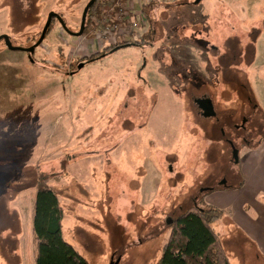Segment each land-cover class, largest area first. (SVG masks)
Segmentation results:
<instances>
[{"label": "rangeland", "instance_id": "1", "mask_svg": "<svg viewBox=\"0 0 264 264\" xmlns=\"http://www.w3.org/2000/svg\"><path fill=\"white\" fill-rule=\"evenodd\" d=\"M89 1L0 0V36H8L13 46L29 48L39 39L50 13L58 14L70 33H77ZM124 2L127 15L117 20L113 0H100L98 14L92 22L86 17L79 37L69 35L54 21L35 49L33 62L27 53L9 51L0 42V168L7 178L5 207H12L22 188L33 190L34 178H52L50 186L64 204L63 237L90 264H110L117 259L119 264H157L170 233L167 220L194 206L195 200L197 204L204 194L199 189L210 175L215 176L216 189L222 176L227 177V186L237 185L242 179L240 160L264 139L262 76L254 86L262 109L257 104L256 110H251L253 101L243 114L224 123L219 115L224 86L216 76V59L208 47L202 49L195 43L206 40L209 46L211 42L204 38L207 31H194L191 41L189 34L186 38L182 31H175L190 20L185 11L169 10L159 19L151 14V3L141 13L140 0ZM218 23L217 34L224 30L223 22ZM219 44L218 48H223V41ZM188 45L196 50L185 48ZM114 46L118 48L107 51ZM151 61L168 77L176 101L184 102L188 113L183 114L179 130L172 122L177 116L170 110L166 94L159 92L157 97L146 82ZM186 91L190 96L186 97ZM202 95L211 98L219 122L201 116L195 98ZM150 119L152 129L148 128ZM224 139L232 141L237 162ZM219 140L224 142L219 144ZM95 141L103 142L102 148L94 147ZM139 150L142 159L151 157L161 163L166 186L160 190L157 180L147 177L146 183L158 186L154 197L132 189V179L143 170L128 158ZM111 151L120 156L118 169L109 163ZM96 155L104 157L100 176ZM260 161L264 162V150L257 156V163ZM31 193L27 195L22 235L18 216L15 230L6 231L7 239L16 241L17 257L2 254L0 264H34ZM70 202L81 205L77 210L82 217L71 210ZM87 210H95L96 216ZM213 228L231 264H264L252 246L236 243L240 231L232 217L222 218ZM81 230L103 232L101 255L99 250L93 251L94 238L85 241Z\"/></svg>", "mask_w": 264, "mask_h": 264}, {"label": "crops", "instance_id": "2", "mask_svg": "<svg viewBox=\"0 0 264 264\" xmlns=\"http://www.w3.org/2000/svg\"><path fill=\"white\" fill-rule=\"evenodd\" d=\"M140 2L141 6H143V8L140 10L141 13H144L147 8H150L149 4L151 3L152 6L150 8V12L152 15H158L159 19L160 17L162 18L163 14L169 10L185 11L190 20L182 24L183 26H179L175 29L177 33L178 31H182L184 34L182 37L190 38V34L193 33L194 35V31H198L197 33L199 34H203V32L200 31H207V34L204 35V38L206 37L208 42H211L208 46L209 53L214 59H216V76L217 79H219V83L224 86L220 96L222 100L221 106H223V111L221 112L222 114L219 112V115L220 117L222 116L224 123L227 121L229 123V120H232L231 118L234 115H241L249 108L248 105L252 103L247 101L248 98H251L252 102L254 101V105L252 106L251 110H256L257 104L262 109L263 105L255 94L254 86L256 85L255 82L261 81L259 80V77L262 76L264 78V0H255L254 2L253 0H245L243 2L242 0H140ZM255 5H259V7H256ZM138 6L139 5H137V7ZM255 7L257 8V12L254 14L252 11ZM239 10H242L243 12L239 13ZM218 20L223 22L222 27L224 30L218 32L217 34L216 31L219 27ZM160 31H163L161 27ZM187 34H189L190 37L187 36ZM198 36L201 37L200 35ZM241 36H245V40H241ZM190 40L192 41V37ZM219 41H223V48L221 49L218 48L220 45ZM188 47H190V49L196 50L195 46L193 47L188 45L185 48ZM162 62L163 61L160 63ZM165 66H168V64ZM148 68H150V70L146 82L150 88L154 89L157 97L159 92L166 94L170 104V110L174 109V112L177 116L172 122L174 123L175 130H179L183 123V114L188 113L186 111L184 102L176 101L177 96L176 94H173L170 89L168 77H165L160 72L158 66L154 62L151 61ZM251 77H254L257 80L254 81V79H251ZM197 84L198 82L196 81V88H198ZM148 93L153 94L151 92ZM188 94L189 93L186 91V97L190 96ZM203 96L204 95L198 98ZM233 97H235V101L233 100ZM198 98L195 99L197 100ZM209 102L214 108L215 113L218 114L210 97ZM201 116L206 119L211 118L205 117L202 114ZM244 120L245 119L243 118V124L245 123ZM149 127L150 129L153 128L151 119L148 124V128ZM221 132H223V130H221ZM222 135L224 134L222 133ZM155 139H157V137ZM166 140H164V142ZM224 140H219L218 143L222 144ZM94 145V147L100 146V148H102L103 142L95 141ZM143 147L151 152L150 147H146V145H143ZM145 149L141 151L144 152ZM262 150H264V139L258 145L254 146L252 151H249V155H247L246 158L240 160V173L242 178L241 187L230 188L226 190H223L222 188L216 189L215 191L208 193L204 200L207 205L221 210L224 215L223 218L232 217L238 227V230L240 231V240L236 243L240 245L248 244L252 246V248L255 250V253L257 254V258H264V162L260 161L257 163V156ZM141 151L136 152V156H131L128 158V161H130L132 165H135L137 168L140 167L143 170V173L138 176L137 179H132L134 182L132 189H135L137 193L154 197V195H157L158 186L159 189L161 187L160 190L166 186L165 183H162L163 176L161 172V163L158 160L156 162L151 157H147L148 159H142V155L140 154L142 153ZM113 154L114 152L112 151L108 153L109 163L111 166L118 169L120 156L116 157L113 156ZM95 158L99 159L100 164L98 162H95V164L98 169L97 174L100 176L103 174L101 169L104 162V157L102 155H96ZM251 158H253V162H251ZM86 159H91V157ZM144 163H146V166ZM117 169H115L116 173L118 172ZM110 174V178H112L113 173ZM201 175H199L197 179L200 178ZM69 176L75 178L74 174H69ZM148 176L157 180V187L151 186L150 183H146L149 182L147 178ZM31 191L33 192L31 193ZM27 192H30L32 195V208L29 217L30 230L32 234L31 225L36 191L34 189L26 191L22 188L17 194L15 202L11 203L12 207L9 205L7 209L6 206L8 212L15 211L16 216H18L21 235L27 214V195L30 194ZM60 198V195H58L60 205L64 209V204L61 202ZM90 201H93L91 197ZM69 204H73V206L70 205V208L71 210H74L78 216L80 213L77 209H80L79 207H81V205L72 202ZM82 208L88 209L84 206H82ZM104 209L107 210L105 213L109 212L107 207ZM85 212L89 213V215H95L96 211L92 210V212H90L87 210ZM100 212L101 211H98V215L103 216L104 214ZM81 215H79V217H82ZM68 219H70V217H67L66 220ZM73 223H75V221ZM74 229L76 231L77 227H73V230ZM90 231L91 230H81V232L84 234V237H86V239L84 238L85 241H88V238L90 241L92 240L91 237L94 238L93 243L95 244V248L93 251L96 252V250H99L101 255L102 249L104 248L103 245H105L103 239L101 238V234L103 232ZM86 247V252L90 253L91 248L88 244H86ZM90 257L91 254L89 258ZM91 259H94L93 256Z\"/></svg>", "mask_w": 264, "mask_h": 264}, {"label": "trees", "instance_id": "3", "mask_svg": "<svg viewBox=\"0 0 264 264\" xmlns=\"http://www.w3.org/2000/svg\"><path fill=\"white\" fill-rule=\"evenodd\" d=\"M99 2L97 0L89 10L88 22H92L98 14L96 7ZM195 43L202 49L208 47L202 40ZM117 48L118 46H114L107 51ZM247 101L252 103L251 98ZM214 178L213 175L208 177ZM51 181L52 178L49 177H36L31 185L36 191L31 225L35 241L34 264H90L63 237L64 211L57 193L50 186ZM215 186L209 193L216 190ZM241 186L242 180L235 186L221 185L219 188L226 190ZM207 194L202 195L197 204L195 200L194 206L174 219L167 220L170 233L157 264H231L223 243L213 228V224L224 215L218 208L204 202Z\"/></svg>", "mask_w": 264, "mask_h": 264}, {"label": "flooded vegetation", "instance_id": "4", "mask_svg": "<svg viewBox=\"0 0 264 264\" xmlns=\"http://www.w3.org/2000/svg\"><path fill=\"white\" fill-rule=\"evenodd\" d=\"M54 21H57V20L53 19L51 22V25ZM22 48H25V47H22ZM208 101H209V98H207L205 95L203 97L195 100V104H196L197 108L200 109V113L202 115H204L203 108H205L207 106ZM210 108H211L210 109L211 114L208 117L215 118L216 121L219 122V119H217V114L215 113V110L212 107V105H210ZM221 133H223V132H221ZM225 142L228 144V146L232 150L233 159L235 160V162H237V160H236L237 159V151H236L232 141L227 139V140H225ZM6 179L7 178H6L5 172L1 171V168H0V256L2 254H5V255L10 256V257H17L16 241L12 238L7 239V236H6V231L10 230L11 232H13L15 230V220H17V216H16L15 211H9L8 212L6 207H5V198H6L5 189L7 187ZM207 180L208 181H206V183L204 184V187H201L199 189V193L206 194V193H209V190L214 188L215 184L212 182V179H207ZM226 183H227V177L222 176L221 179L219 180V182L217 183V185H219V186L223 185L224 186V185H226ZM1 188H3V191H1ZM0 259H1V257H0Z\"/></svg>", "mask_w": 264, "mask_h": 264}, {"label": "water", "instance_id": "5", "mask_svg": "<svg viewBox=\"0 0 264 264\" xmlns=\"http://www.w3.org/2000/svg\"><path fill=\"white\" fill-rule=\"evenodd\" d=\"M96 1H97V0H90V1L86 4L85 8L83 9L82 16H81V23H80L79 31H78L77 33H70V32L66 29V27H65V25H64V23H63L61 17H60L58 14H56V13H50V14L48 15V17H47L46 23H45V25H44L42 31H41V34H40L39 39L37 40V42H36L33 46H31V47H29V48L15 47V46L12 45V42L10 41L9 37L6 36V35H2V36H0V41H3V42H4L5 47H6L9 51H13V52H24V53H27V54H28L29 61H30V62H33V61H32V55L34 54L35 49H36L38 46H40L41 43L43 42V40L45 39L46 34H47V32H48V29H49V27H50L51 22H52L53 19H56L57 22L61 25L62 29H63L64 31H66L69 35H71V36H75V37H79V36H81V35L83 34V32H84V29H85V22H86L87 14H88L89 10L91 9V7L94 5V3H95ZM115 50H116V49H115ZM113 51H114V50H113ZM210 105H211V103L208 101L207 106H206L205 108H203V112H204V116H205V117H208V116L211 114V110H210L211 108H210ZM235 154H236V153H235ZM236 160H237V159H236ZM110 264H119V259H117V260L114 261V262H111Z\"/></svg>", "mask_w": 264, "mask_h": 264}, {"label": "built area", "instance_id": "6", "mask_svg": "<svg viewBox=\"0 0 264 264\" xmlns=\"http://www.w3.org/2000/svg\"><path fill=\"white\" fill-rule=\"evenodd\" d=\"M113 8L116 12V18L118 19H123L126 17L127 12H126V3L124 0H113Z\"/></svg>", "mask_w": 264, "mask_h": 264}]
</instances>
